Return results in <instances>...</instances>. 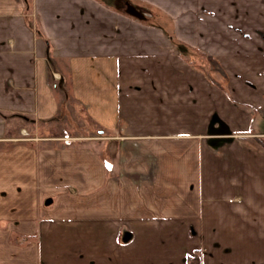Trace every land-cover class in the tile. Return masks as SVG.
<instances>
[{"label":"crops","instance_id":"obj_1","mask_svg":"<svg viewBox=\"0 0 264 264\" xmlns=\"http://www.w3.org/2000/svg\"><path fill=\"white\" fill-rule=\"evenodd\" d=\"M127 1L0 0V122L116 144L0 143V264H264V0Z\"/></svg>","mask_w":264,"mask_h":264},{"label":"rangeland","instance_id":"obj_2","mask_svg":"<svg viewBox=\"0 0 264 264\" xmlns=\"http://www.w3.org/2000/svg\"><path fill=\"white\" fill-rule=\"evenodd\" d=\"M107 1L116 2V5L127 14H129L128 7L131 5L138 12H142L145 19H152L153 14L154 20L159 17L150 8L133 5L127 0ZM28 2L31 5V0H28ZM196 57L194 61L191 57V62L193 61L192 64L194 65L204 67L215 65L207 57ZM48 83L52 85L50 79ZM59 89L60 110L56 118L48 121H37L34 119L24 120L23 117L19 116L5 115L4 118L6 119L0 122V143L5 144V147L7 145L29 143L42 148L89 145L104 152L108 157H114L116 144L114 141L106 139L110 136V133L91 121L84 108L73 99L69 82L65 81L60 84Z\"/></svg>","mask_w":264,"mask_h":264},{"label":"water","instance_id":"obj_3","mask_svg":"<svg viewBox=\"0 0 264 264\" xmlns=\"http://www.w3.org/2000/svg\"><path fill=\"white\" fill-rule=\"evenodd\" d=\"M128 13L134 17H137L139 19H145L142 12H138L133 6L129 5L128 7Z\"/></svg>","mask_w":264,"mask_h":264},{"label":"trees","instance_id":"obj_4","mask_svg":"<svg viewBox=\"0 0 264 264\" xmlns=\"http://www.w3.org/2000/svg\"><path fill=\"white\" fill-rule=\"evenodd\" d=\"M262 142V141H261ZM263 143V145H264V142H262Z\"/></svg>","mask_w":264,"mask_h":264}]
</instances>
